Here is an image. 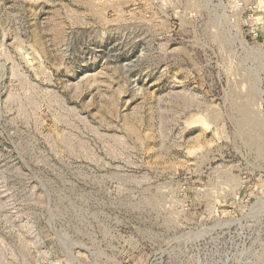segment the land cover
Returning <instances> with one entry per match:
<instances>
[{
    "label": "rangeland",
    "instance_id": "1",
    "mask_svg": "<svg viewBox=\"0 0 264 264\" xmlns=\"http://www.w3.org/2000/svg\"><path fill=\"white\" fill-rule=\"evenodd\" d=\"M0 264H264V0H0Z\"/></svg>",
    "mask_w": 264,
    "mask_h": 264
}]
</instances>
